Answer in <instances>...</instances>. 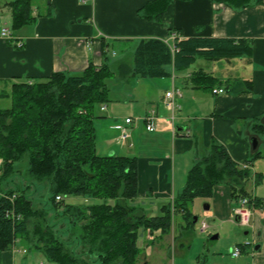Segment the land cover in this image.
I'll list each match as a JSON object with an SVG mask.
<instances>
[{"label":"crops","instance_id":"0c3cea01","mask_svg":"<svg viewBox=\"0 0 264 264\" xmlns=\"http://www.w3.org/2000/svg\"><path fill=\"white\" fill-rule=\"evenodd\" d=\"M150 1L32 0L34 20L11 30V39L0 35V93L9 92L15 82L42 81L53 72L79 74L89 63L100 66L106 56L111 64L125 60L131 65L141 38L162 39L170 48L178 38L192 36L246 39L251 52L241 57L196 56L185 68L167 65L168 76L112 78L109 100L94 109L96 149L100 155L137 158L138 189L131 202L138 212L155 216L170 204L169 231L145 229L142 235L149 231V238L144 246L137 241L141 262L166 264V251L189 225L174 211V198L182 191L191 166L207 154L211 143L223 144L235 162L249 168L253 188L247 186V191L261 202L250 205L249 224L242 226L233 216L238 198H232L228 185L219 184L204 204L209 207L203 206L202 216L212 220L215 231L224 224L244 227V238L250 242V247L241 249L247 252L246 264H264V0L237 9L211 0H174L160 22L143 15L142 7ZM0 14L1 32L6 19H11L3 2ZM110 49L113 61L108 60ZM199 69L217 78L212 89L193 87L192 73ZM171 88L180 90L173 111L162 102ZM150 109L156 114L151 131L143 121ZM126 117L132 123L129 137L121 141L119 125ZM16 253L13 248L1 251L0 264H22V253ZM180 260L174 264H183Z\"/></svg>","mask_w":264,"mask_h":264},{"label":"trees","instance_id":"16d2710c","mask_svg":"<svg viewBox=\"0 0 264 264\" xmlns=\"http://www.w3.org/2000/svg\"><path fill=\"white\" fill-rule=\"evenodd\" d=\"M172 1L152 0L142 7L143 15L160 22ZM211 1L237 9L263 0ZM2 2L10 10L12 30L34 20L32 0ZM250 52L251 46L243 38H178L175 48L159 38H141L131 65L125 60L111 64L106 56L100 66L89 63L79 74L53 72L42 81L15 82L9 92L0 93V98L11 100L9 107H0V252L12 249L18 239L41 251L50 264H147L139 262V230L168 232L170 204L155 216L137 211L131 202L138 189L137 158L97 153L94 109L109 100L108 84L114 77L168 76L167 65L185 68L196 56L230 59ZM191 79L193 87L204 90L212 89L217 81L201 69ZM24 158L30 178L27 186L19 180L15 188L6 187L15 175L23 179L15 163ZM251 177L249 168L239 165L223 144L213 141L207 154L189 169L182 191L174 198V211L190 224L195 217L190 204L196 197H211L219 184L230 187L232 198L246 197L250 205H259L261 198L247 191ZM37 183L47 185L56 213L62 207L70 240L59 235L49 216L45 218L49 213L45 206L33 207L27 191ZM67 196L95 201L65 204ZM78 247L83 249L79 253Z\"/></svg>","mask_w":264,"mask_h":264},{"label":"rangeland","instance_id":"374dc122","mask_svg":"<svg viewBox=\"0 0 264 264\" xmlns=\"http://www.w3.org/2000/svg\"><path fill=\"white\" fill-rule=\"evenodd\" d=\"M4 26L12 30L10 18L6 19ZM112 49L108 51V60L111 61L115 59L114 55H112ZM10 101L11 100L9 97L0 98V107H9L11 104ZM2 163L3 162L0 158V172L2 170ZM15 169L17 171L18 169L20 170V174H22L23 179L21 180L19 176L15 175L11 179H9V182L7 184H5L6 187L15 188V186L18 185L19 180L25 185L30 181L29 174L27 172L26 158H24L22 161H17L15 163ZM251 179L252 177L247 182V186L252 190L253 182L251 181ZM27 192L29 193L31 199L34 201L33 207L37 209L41 208L42 205L45 206L49 211V213L46 214L45 218L47 219V216H49L50 223L54 226L55 229L59 230V235L62 236L65 240H70V237H68L69 232L67 230V220L62 216V207L58 208L57 213L55 212V209L51 205L50 192L47 185H44L43 183H37L33 188L30 187ZM63 200L65 204L83 205L95 201L89 197L84 196H67L64 197ZM109 202L112 204L113 200L111 199L109 200ZM208 202H210V198L196 197L190 204V209L193 213V216L197 217V221L191 222L187 228L182 229V234L176 237L173 248L169 246V250L166 251V259L164 260L166 264H174L175 259H181L180 261L183 262V264H246V250H243L237 257L231 255V250H233L234 248L238 247L240 249H247L248 247H250V245L247 244L250 242L247 241V239L244 238L243 235L246 229L238 225L224 224L223 226L218 228L217 231H215V228L212 226V220L209 218H204L202 216L203 206ZM238 205L239 204L237 202L234 205L233 209ZM31 221L35 220L31 219ZM202 221H205L209 226L206 232L200 230V224ZM142 231V229L139 230V236L137 239L138 244L141 247L144 246L142 245L144 239L149 238V231H146V233H144L145 237H143ZM218 232L220 233V236L211 239V237L213 235H216ZM235 234L238 235L236 236ZM16 249H26V252L22 253L21 255L22 264H39L40 261H42L44 264H50L45 255L38 249L34 248L32 244L24 245L21 242H18L16 244ZM81 249L82 247H78L76 249L77 253H79ZM142 260L143 258L140 253L139 262L141 263Z\"/></svg>","mask_w":264,"mask_h":264},{"label":"built area","instance_id":"2783aa9c","mask_svg":"<svg viewBox=\"0 0 264 264\" xmlns=\"http://www.w3.org/2000/svg\"><path fill=\"white\" fill-rule=\"evenodd\" d=\"M0 35L2 37H4L5 39H11L12 33L11 30L7 27H3L1 29ZM175 36V35H174ZM15 44L17 46H22V42L21 41H16ZM175 48V45L174 47ZM221 91V90H219ZM176 95H180V90L178 88H171L169 90H167L164 93L162 102L165 105L166 108H168L169 110L173 111L175 108V96ZM105 106H102V109H104ZM143 121L145 123V128L146 130H153L155 128V121H156V114L155 111L153 109L148 110V112L145 114ZM132 123V118L131 117H126L124 119L123 124L119 125V130H120V134H119V140L121 141H125L128 137H129V128L128 126ZM245 167V166H243ZM14 197V195H12L10 197V199H12ZM60 196L56 197V200H60ZM238 206L236 208H234L233 210V216L235 217L236 221L242 225V226H247L249 224V217H250V213H251V206L249 204L248 198L246 197H240L238 198ZM8 216H12L14 217L13 214H7ZM207 228V224L205 221H202L200 224V229L202 231H206ZM13 250L15 252L18 253H24L26 252V249L20 250V249H16L14 246L12 247ZM241 253V249L240 248H234L233 250H231V255L232 256H238ZM39 264H44L42 261H40Z\"/></svg>","mask_w":264,"mask_h":264},{"label":"water","instance_id":"95a60500","mask_svg":"<svg viewBox=\"0 0 264 264\" xmlns=\"http://www.w3.org/2000/svg\"><path fill=\"white\" fill-rule=\"evenodd\" d=\"M256 143H257V142H256V139H255V140H254V145H256ZM208 207H209V206H208L207 204H206V206H204L205 209H208ZM216 237H217V235H213L211 238H216Z\"/></svg>","mask_w":264,"mask_h":264}]
</instances>
